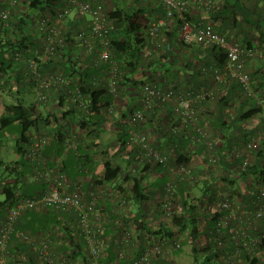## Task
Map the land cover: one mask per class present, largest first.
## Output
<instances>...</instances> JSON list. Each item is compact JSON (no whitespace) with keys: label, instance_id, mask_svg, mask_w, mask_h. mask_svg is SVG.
<instances>
[{"label":"built area","instance_id":"1","mask_svg":"<svg viewBox=\"0 0 264 264\" xmlns=\"http://www.w3.org/2000/svg\"><path fill=\"white\" fill-rule=\"evenodd\" d=\"M159 1L164 15L153 22L149 21L148 26L149 37L155 46L159 48L162 45L160 42L157 44L154 42L162 28L168 26L175 18H180L182 22L177 33L179 41L214 45L226 52V61L223 65H211L202 69L206 77L212 81V86L198 90L185 89L177 87L174 83H166L162 78L152 83L145 82L134 89L130 85L128 88L123 86L120 81L124 71L118 66L110 48L111 21L107 7L101 2L95 3L89 0H67L66 7L64 5L53 13H43L36 17L33 26L38 24L41 30V34H38L43 39V54L25 57L21 50H16L13 51V58L14 72L22 67L21 64L24 65V73L37 87L41 101H55V98H51V91L58 86L68 87L71 81L65 77L63 70L62 72H43L41 64L59 52L60 49L57 46L64 47L70 13L76 9L82 21V26L76 34L82 57L97 66L111 64L109 76L100 79L112 95L109 104L104 108V115L109 117V122L122 115L120 119L125 122L124 126L129 134V145L139 146L141 150V162L131 163L127 172L136 174L135 168H142L149 162L152 166L162 164L167 168L168 174L170 173L163 191L156 193L158 195L151 194L150 200L142 209L143 216H138V209L131 201V182H124L126 191L122 192L114 185H108L102 181L101 170L97 177L90 178L93 190L89 196H86L82 185L73 183L62 168V157L56 160L55 157H48L55 160V166H49L47 164L49 159L41 155L42 149L53 139L55 133L53 134L48 127L35 130L26 145L25 154L32 166L31 177L42 181L44 187L38 196L18 197L15 206L5 216L0 217V264H30L29 256L25 251L12 247L16 242H26L31 246L36 255L37 264H105L104 259L112 244H114L115 256L111 264H163L164 259L168 261L166 264L174 261L177 263L183 243L190 241L189 231L181 230L172 221L174 213H180L182 210L177 187L181 182L196 183L201 180L199 177L203 180L204 176H207L212 185L211 190L207 189V193L203 195V200L198 207L197 212L201 214L199 223L203 230L213 215H216L218 234L215 237L201 236L199 244L204 247L210 242L221 249L229 248L227 255L219 260L218 264H250L242 256L243 247L247 248L251 256L257 257L255 264H264V252H253L259 240L256 236H250L251 227L258 226L260 221L264 220V179L261 176L253 177L249 173L252 158L264 146V125L252 129L241 148L235 142L221 146L217 138L212 137L209 127L204 123V115L200 108V104L204 101H217L219 95L224 94L225 86L233 79L240 83L248 98L254 99L264 108V94L254 89V80L245 69L246 58L255 54L262 56L264 46L256 49L246 48L239 42L229 40L225 34L215 28L213 23L205 21L193 23L188 20L187 12L194 4L203 5L209 9L217 4V0ZM0 3L2 4L0 5V35L3 37L5 30L9 31L8 35L13 32L12 21L15 11L22 9L24 3L23 0H0ZM94 51L97 54L92 57ZM146 54L151 58H155L157 54L160 56L154 48L148 49ZM10 75L14 77L15 74L1 71L0 84H4ZM94 80V83H99V79L94 78ZM69 92H71L69 96L71 101L86 106L85 101L81 100L82 91L79 87ZM128 95L132 96L133 100L138 99L142 106L136 107L130 104V101L129 104L122 103ZM170 103L174 105L176 116V121L169 126L171 132L180 137L190 138L193 146H205V165L212 169L211 172H207V175L200 176L192 162L172 164L168 153L155 146L154 129L151 127L152 124L147 122L146 116L149 112L168 106ZM130 105L135 108L130 109ZM234 109L235 106L228 107L227 111L232 115ZM124 114L127 116L125 117ZM248 120L240 122L245 130H248ZM64 147L66 150L76 148L77 139L66 136ZM86 172L92 175L88 170ZM223 174H228L235 180L246 175L251 186L248 192L253 195V204H251L253 208L245 204L241 196L231 195L230 192L223 190L220 183L216 182L222 178ZM4 181V177L0 174V189ZM199 194L201 193L192 194V203H195ZM107 201L111 203L110 211L104 207ZM50 209L63 213L64 217L67 213L70 217L69 221L75 224L73 226L76 233L74 242L80 240L82 243V253L77 259L69 256V253L61 248V245L67 242L64 232L65 223L53 224L50 231L40 229L34 234L18 226L24 215L36 210ZM144 220L148 223L150 230L137 226L136 221ZM162 225L172 227L174 236L165 234L166 232L160 228ZM180 234H185L186 238L180 237ZM233 245L236 247L234 251H232ZM254 257H251V260H254Z\"/></svg>","mask_w":264,"mask_h":264},{"label":"trees","instance_id":"2","mask_svg":"<svg viewBox=\"0 0 264 264\" xmlns=\"http://www.w3.org/2000/svg\"><path fill=\"white\" fill-rule=\"evenodd\" d=\"M89 1L95 3L104 2L103 0ZM142 1L143 0H134L133 5L131 6L124 4L119 0H114V6L107 7L108 17L111 21L110 48L115 55V59L119 64L118 66L122 71H124V75L120 81L123 86L128 88V85H130L133 86V88H138L145 82L152 83L159 80L161 76L166 82V79L169 77L167 72H169L170 69L164 67L166 64H171V60L168 59L171 55L168 54L173 50L176 44L187 49H194L197 55L200 56L198 61L193 59V56L186 58L185 76L190 80H199L204 77L208 78L203 72V68H207L211 65L221 66L225 63L226 52L217 46L179 41L178 38H176V33H178L182 22L180 18H175V20L171 21L168 26L162 28L160 35L154 40L156 44L160 42L162 45L159 48L155 46L148 34L150 20L144 7L142 6ZM59 2H64L65 7L67 6V0H23V8L19 11H15L14 14L15 17L12 21V26H14V28L12 27L13 32H11V35H8L9 31L5 30L4 36L2 37L0 35V72L4 71L8 73L9 71L15 74L14 77L10 75L8 80L2 84L4 87H7L10 92L11 90H18V86L22 82L27 81L34 84L32 79L24 73L23 64H21L22 67L19 70L14 72L15 61L13 58V51L21 50L25 57L43 54V39L41 35H39L41 34V30L39 29L38 24L34 27L33 22L40 14L53 13L57 11L58 8L62 7V4H59ZM0 5L2 4L0 3ZM198 5L199 4H194L187 12V18L191 22L198 23L205 21L213 23L214 25L217 24L219 29L217 30L220 33L225 34L229 40L233 42L236 41L241 43L246 48L256 49L264 46V32H260L257 37H254V35L250 34V32L244 31V26L240 25V28L237 29L239 24L235 20L238 12L240 11L238 4H232L229 6L228 1L220 2L217 0V4L213 7L209 9L204 7L206 13L200 18V20L190 14L192 9L195 7L197 8ZM161 10L163 16V8ZM231 12H233V16L230 17ZM226 14L227 19L234 20L232 21V24L229 23V20H225L224 15ZM71 21L72 19H70L68 23L69 27L65 34L66 37L64 47L62 48L61 46H57V48L61 51L59 50L53 58H48L41 64L43 72H62L61 70H63L65 77L71 81L70 84L68 87L64 88L62 86H58L51 91V98H55V101L53 102L41 101L39 98V91L34 84V87L38 92V102L55 103V108L52 106V108L47 111L45 109H41L38 102L25 104L24 101L19 100L18 102L7 104L0 116V137H2L6 131L16 132L17 137L13 145L14 151L19 156V159L21 158L22 160H25L28 165V167L26 165H20L17 161L8 164L0 161V166L4 165L0 174L5 179L3 186L0 189V193L4 196V198L0 200V217L5 216L6 213L13 206H15L18 197L38 196L44 187L42 181L35 180L31 177L32 171L31 174H29L30 172L28 173V170H32V166L26 159L25 154L26 145L30 141V137L34 132L33 130L36 128L41 130V126L43 125H47L49 130H51L53 134L55 133L53 135V139L41 151L43 158L53 156L56 160L57 158L62 157V168L65 169V172L69 175V177L73 176V178L79 171L87 174L86 170L93 173L94 177H97L99 173L96 174V164L102 162V171L100 176L103 177V182L108 185H114L116 189H119L122 192L126 191L124 188V182H131V201L138 209V216H143L142 209L146 205V202L150 200L151 194L163 191V183L166 179L164 177H167L166 173L168 172L166 171L167 168L162 164H154L152 167V163L149 162L145 163V166H143L141 170H139V168L136 169L138 174L127 172V168L131 163L141 162V150L139 146H135L131 149V151H127L129 145V134L125 126L120 123V120L115 119L112 121V124H116L119 128L118 138H116L112 143L110 142L113 145V150L112 147L108 145L109 141L106 142L103 139L102 134L105 131L104 127L107 126L106 124L109 122V117L104 115V108L109 104L112 99V95L107 91L104 83L100 79L102 77L109 76L108 71L111 64L107 63L97 66L93 62L85 60L82 57L81 46H79L76 41V34L80 28H77L73 23L72 25ZM255 25L256 29L259 30L260 27L257 24ZM228 28H235L237 37H231L228 34ZM239 33L241 37L239 36ZM176 40L178 41L177 43L175 42ZM195 45L196 47H194ZM151 48L158 51L160 56L157 54L154 56L155 58L149 57L146 52ZM96 54L97 53L94 51L92 53V57H95ZM201 55L203 57H201ZM253 57L258 58V66L260 67L252 69L249 74L251 75L252 80H254V89L264 94V54L262 56L258 54L251 55L248 56L246 60L248 58L252 59ZM141 67H149L150 69L149 76H147L144 80L140 79L141 77H137V75L142 71ZM176 71H174L175 76L179 74L178 72H180L178 69H176ZM94 78L99 79V83H94ZM228 84H230L229 94L219 95V98L216 101L220 103L222 102L221 105L223 107V111L226 112L225 117L229 116L230 113L227 111L228 107L233 108L234 106L235 109L232 112V116H234V122L237 123L242 120L250 119L258 113L263 112V106L257 104L254 99L248 98L237 80L233 79L229 81ZM77 87H79L82 91L81 100L85 101L86 106L71 101L69 97L71 94L69 90L76 89ZM201 88H203V86L198 87L197 90ZM239 90L242 91L246 101L244 100L237 104V101L232 98H237L239 100L240 97V99L243 100ZM131 108L135 107L130 105V109ZM151 113L154 112H149L146 116L148 123L154 124L164 121L160 119L158 121L155 120L156 115ZM124 116L126 117L127 115L124 114ZM228 125L229 124L227 123L225 127H228ZM153 126L157 127L155 125ZM74 127L76 128L73 131ZM225 127L221 126L222 129ZM161 128V125L158 126V130ZM66 136L70 137V139H77L76 148H69L68 150L65 149L64 142ZM221 138L222 139L220 140L217 137L221 146L230 145L235 141L230 138L228 133L224 134ZM2 142H4V140L0 138V148H2ZM105 143H107V145ZM53 144H57L58 148L52 150V147H55ZM116 145L118 147L115 151L114 148ZM155 146L168 153L172 164L191 162L193 147H195L198 153H200L203 157L206 152L205 146H193L190 138L180 137L178 134L172 133L169 127L165 132L164 140H162V142L155 143ZM125 151L127 152L125 153ZM132 151H135V153L131 156L130 152ZM122 152L124 155H128V157H123L122 159L119 158L120 153ZM256 159L257 164L250 166L249 173H255L264 179V146L261 151L257 153ZM55 160L48 162L47 164L49 166H55ZM154 167L157 168L159 177L153 183L147 184L148 180L145 178L149 173L153 172ZM206 169L201 172L205 173ZM207 171L211 172L212 169L208 168ZM28 176H30L34 181H30ZM199 178L201 180L196 183H179V186L177 187V194L180 196L182 210L180 213H174L172 221L173 224L181 230L189 231L190 241H187V243H190L195 256L194 264H218L217 262L222 260V258L227 255L229 248L221 249L210 242H208V245L204 247L199 244V238L201 236L212 235L215 237L218 234L216 231V215H213V217L207 222L205 229H201L199 223L201 214L200 212H197V210L203 200V195L207 193V189L210 188L212 183L208 181L207 176H204L203 180L201 177ZM242 178H246V175H242ZM224 179L227 180L226 177ZM166 181H168V177ZM201 184L202 186H200ZM196 189H199L201 194L196 197L195 203H192L191 196L193 193L196 194ZM247 189L250 190L251 187L249 186ZM248 190H245L244 192H242V190L238 191L237 194L241 195L242 201L245 204L251 205L253 204V195L249 193ZM46 215L48 216L43 217L44 215H40L35 211H32L22 217L18 226H21L31 234H34L37 229H48L50 231V229L53 228H49L48 225L49 221H51V215L56 218L51 222L52 226L53 224L56 225L62 223L61 218H65L64 232L67 242L63 243L61 248L68 252L69 256L77 259L82 253V243L80 240L74 242L76 233H74L73 226L75 224L69 221V215L65 213L64 217L63 213L53 209L48 210ZM38 218H44L48 221V223L36 221ZM31 219H35L38 226H35V221H31ZM136 224L141 229L145 228L150 230L146 220L141 222L136 221ZM263 226L264 220L260 221L259 226L253 225L250 229V236H256V239L259 240L258 244H256L253 249L254 253L264 252V231L259 228ZM160 228L170 237L175 234L172 227L162 225ZM156 232L161 231L156 230ZM56 234L57 232L55 235ZM184 244L186 245V243ZM12 247L25 251L29 256L30 264H37L36 255L28 243L16 242ZM235 249L236 247L233 245L232 251ZM179 251H182V249ZM114 256V244H112L109 246L108 255L104 259L105 264H111ZM242 256L248 260L250 264H255V261H257V257L255 258L254 255L251 256L245 247L242 248ZM251 257H254L255 259L251 260ZM162 263L166 264L168 261L164 259ZM171 264L177 263L174 261L171 262Z\"/></svg>","mask_w":264,"mask_h":264},{"label":"crops","instance_id":"3","mask_svg":"<svg viewBox=\"0 0 264 264\" xmlns=\"http://www.w3.org/2000/svg\"><path fill=\"white\" fill-rule=\"evenodd\" d=\"M104 5L107 7L108 3H110V6H114L115 2L114 0H103ZM120 2L126 4V5H133L134 0H119ZM220 2L222 1H228L229 2V6H231L232 4H238L240 7V11L237 14L236 17V22H238L239 27H237V29L240 28L241 26H244V31L250 32V34L254 35V37L258 36V33L260 32H264V0H218ZM59 4H62V6H64V2H59ZM58 4V5H59ZM142 6L145 9V12L147 14V16H149V20L150 22H153L155 20H157L159 17L162 16V8H161V3L159 2V0H143L142 1ZM204 6L203 5H198V7L192 9V12L190 13L191 15L195 16V18L199 19L205 15L206 11L204 10ZM225 16V20H229V23L232 24V19H227V14L224 15ZM233 16V12H231L230 17ZM79 17V20H78ZM70 19H72L71 24L73 23L77 28H81L82 26V21H80L81 17L78 15L77 10L74 9L73 12L71 11L70 13ZM257 24L260 29L257 30L256 29V25ZM72 24V25H73ZM262 25V26H261ZM216 29H218V25H214ZM219 30V29H218ZM229 32L228 34L231 37H237L236 34V29L235 28H228ZM243 31V32H244ZM239 32V31H237ZM239 36L241 37L240 33ZM176 38H177V33H176ZM175 38V39H176ZM176 43L178 42L177 40L175 41ZM196 47V45L194 46ZM181 47L180 45L176 44V46H174L173 48V52L170 51L168 55H171V57H169L168 59L171 60L170 63L171 64H166V66L164 68H169V72H167L168 74V79H166V82L170 83L173 82L177 87L180 86V88H193V89H197L198 87H210L212 86V81L209 78H201L199 80H190L188 79L185 75L186 71V58L187 57H191L193 56V59H195L196 61H198L200 59V56L197 55L196 51H194V49H187ZM201 57H203L201 55ZM259 62H258V58L257 57H253L252 59L248 58L246 60L245 63V69L248 72H251L252 69L254 68H258L260 66ZM142 68V67H141ZM176 69H178L179 74L178 75H174V71H176ZM141 73L137 75V77H141L140 79H145L147 78V76H149V67H143L141 69ZM17 71V70H16ZM177 72V71H176ZM172 74V75H171ZM184 75V76H183ZM162 78V76H161ZM162 80H164V78H162ZM10 84V83H9ZM230 84L225 86L224 89V94H229L230 92ZM134 89V88H133ZM240 91V90H239ZM2 92V93H1ZM30 92H35V96L38 97V92L37 89L34 87V84L30 83V82H22L19 86H18V90H8L7 87H4L2 84L0 85V116L3 113L5 106L7 104L10 103H15L18 102L19 100L24 101L25 104H33L35 102H28L25 100L24 96ZM241 93V97L243 100L240 99L239 100L237 98H232L235 99L237 101V104H239L241 101H244V95L242 93V91H240ZM135 98V97H134ZM129 101L131 102L130 104L136 106V107H141L142 103H139L138 99H134L133 97L128 95L124 101L122 103L124 104H129ZM138 103H137V102ZM232 101V100H231ZM246 101V100H245ZM37 103V102H36ZM220 102H213V101H204L200 104V108L202 109V111L204 112V123L206 124V126L209 127L211 133H212V137L214 136L215 138H219L220 140L222 139L221 137L228 133L230 138L232 140H235L234 142L238 144V146L241 148L244 146V144L247 141V135L248 133L252 130V129H256V128H260L264 125V113H258L257 115L253 116L252 118H250L247 122L249 123L248 125V130H245L242 126H241V121L234 122V118H230L232 115L229 113V116L225 117V113L223 111V107L221 105ZM250 103V102H249ZM46 105H44L45 110H50L53 106V108H55V103H44ZM54 104V105H53ZM174 105H172V103L168 104V106L162 107V108H158L152 112L151 114H155L156 118L155 120H164L163 122H159V123H154L152 124V128L154 129V134H153V139L154 142H162V140H164L165 138V132L167 130V128L170 126L171 123H173L174 121H176V116L174 113V109H173ZM150 114V115H151ZM228 114V113H227ZM122 115H119L118 118H114V119H118L120 120L121 124H125V122L123 120L120 119ZM234 117V116H233ZM226 120V122H225ZM113 121V120H112ZM112 121H110L109 123H107L104 127V132H103V139H106V131L107 129L111 131V134L115 135L116 138H118V132H119V128L118 126L115 124H112ZM116 123V122H115ZM225 123V124H224ZM229 124L228 127H225L226 124ZM153 125L157 126L154 127ZM162 126L161 129L158 130V126ZM221 126H224L225 128L222 129ZM47 125H43L41 126V128H46ZM76 127L73 128V131L75 130ZM39 128L34 129L38 130ZM248 131V132H247ZM17 137V133L16 132H11V131H6L4 133V135L2 137H0L2 140H4V142H2V148H0V161L5 162V164L17 161L19 162L20 165H26L28 167V165L26 164L25 160H22L21 158L19 159V156L16 154V152L14 151L13 145L14 143H12V139L14 138L16 140ZM107 140V139H106ZM105 140V141H106ZM107 142V141H106ZM113 142V141H112ZM111 142V143H112ZM110 142H108V145H110L113 149V145ZM107 145V143H105ZM55 145V147H52V150H55L56 148H58L57 144H53V146ZM117 145L115 146L114 150L116 151L117 149ZM132 148L127 149V151H131ZM193 150V155H192V160L191 162L195 165L196 171L200 176H203L204 174L207 175V169L208 167H206L205 165V160L204 157L200 155V153H198L197 149L192 148ZM100 151V150H99ZM125 151V153L127 152ZM195 151V153H194ZM131 156L135 153V151L130 152ZM129 154V153H128ZM99 155V154H98ZM130 155V154H129ZM8 156V157H6ZM52 157V156H50ZM127 158L128 155H124L123 152L120 153L119 158ZM48 158V157H47ZM257 154H255V156L252 158V165L257 164ZM49 162H52L53 160L48 158ZM134 163V162H133ZM153 167V166H152ZM4 168V165L0 166V170ZM207 168V169H206ZM96 174H98L101 170H102V162H99L98 164H96ZM138 168H135V173H137ZM204 169H206L205 173H202L201 171H203ZM139 170H141V167H139ZM31 169L30 171L28 170V173L31 174ZM80 172V171H79ZM77 173L76 176L70 177L71 180L73 181V183H78V184H82L83 188L86 192V196H89L90 192L93 190V186L91 185V177L94 176L93 173L92 175H89L88 173ZM166 172V171H165ZM155 173H157V175H155ZM28 174V175H29ZM152 175H154L156 177V179L159 177V173L157 171V168L154 167V170L152 173H149L147 176L149 177L148 179V183H153L156 179L152 178ZM251 176L255 177L258 176L257 174L253 173L250 174ZM166 176L169 178L170 177V173L166 174ZM226 177L227 180H225L224 178ZM28 179L30 181H34L30 176H28ZM224 179V180H223ZM232 181V182H230ZM217 183H220L219 185L223 188V190H225L226 192H230V194H236V196H241L239 194H237L238 191L244 192L245 190H248L247 188L250 186V182L246 179V178H240L238 180L233 179L230 175L228 174H223L222 178L218 179V181H216ZM225 183V184H224ZM151 185V184H150ZM251 187V186H250ZM237 188V190H236ZM246 188V189H245ZM152 192V191H151ZM157 192V191H156ZM233 192V193H231ZM158 193V192H157ZM197 193H199V191H197ZM201 193V192H200ZM156 194V193H155ZM158 195V194H156ZM200 195V194H199ZM104 207L107 211L112 210L111 207V203H109L107 201V204L104 203ZM48 210H36L35 212L37 214L40 215H46ZM39 212V213H38ZM45 213V214H44ZM30 216V215H29ZM51 217H54L51 215ZM30 218V217H29ZM35 221V219H31V221ZM42 220V221H41ZM39 222H43L46 223L47 220L46 219H41L38 218ZM36 221L34 223L35 226H38L36 224ZM62 223L60 224H64L65 223V218L61 219ZM259 226V225H258ZM262 231H264V226L263 227H259ZM39 231V229L36 230L35 233H37Z\"/></svg>","mask_w":264,"mask_h":264},{"label":"rangeland","instance_id":"4","mask_svg":"<svg viewBox=\"0 0 264 264\" xmlns=\"http://www.w3.org/2000/svg\"><path fill=\"white\" fill-rule=\"evenodd\" d=\"M107 7H110V3H108V6ZM74 10V9H73ZM73 10H72V12H73ZM2 93V92H1ZM24 98H25V100L26 101H28V102H38V97L37 96H35V92H30V93H28V94H26L25 96H24ZM39 103V106H40V108L41 109H45V107H46V105L44 104V103H42V102H38ZM44 105H45V107H44ZM106 141H109V142H112V141H114L115 139H116V136L115 135H113V134H111V131L110 130H108L107 129V131H106ZM12 143H15V139L13 138L12 139ZM130 148H133V146H131V145H128V148L127 149H129L130 150ZM6 157H8V156H6ZM53 157V156H52ZM0 171H2V170H0ZM155 175H157V173H155ZM164 177V176H163ZM152 178L153 179H156V177L154 176V175H152ZM164 178H166L165 179V182H166V180H167V177H164ZM163 178V179H164ZM146 180H148L149 179V177L148 176H146V178H145ZM162 179V178H161ZM165 182L163 183V186H164V184H165ZM230 182H232V181H230ZM225 184V183H224ZM200 186H202V184L200 185ZM210 190H211V188H210ZM197 191H199V189H196L195 190V192L197 193ZM159 193H160V191H159ZM4 198V196H3V194H1L0 193V200H2ZM54 219H56L55 217H51V221H49V223H48V221H47V223H48V225H49V228H51L52 227V225H51V222L54 220ZM185 237L186 238V236H185V234L183 235V234H180V237ZM184 243H186V245L184 244ZM183 243V247H182V251L179 253V255H178V258H177V263L178 264H191V263H194L195 262V256H194V254H193V251H192V248H191V245H190V243H187V241H185Z\"/></svg>","mask_w":264,"mask_h":264}]
</instances>
